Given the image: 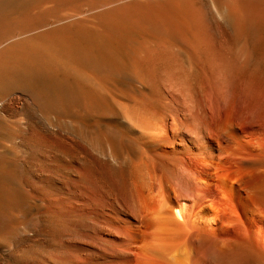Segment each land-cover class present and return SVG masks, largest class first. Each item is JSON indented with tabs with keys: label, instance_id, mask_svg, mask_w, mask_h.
Here are the masks:
<instances>
[{
	"label": "bare ground",
	"instance_id": "bare-ground-1",
	"mask_svg": "<svg viewBox=\"0 0 264 264\" xmlns=\"http://www.w3.org/2000/svg\"><path fill=\"white\" fill-rule=\"evenodd\" d=\"M0 120L5 258L264 264V0H0Z\"/></svg>",
	"mask_w": 264,
	"mask_h": 264
},
{
	"label": "rangeland",
	"instance_id": "rangeland-1",
	"mask_svg": "<svg viewBox=\"0 0 264 264\" xmlns=\"http://www.w3.org/2000/svg\"><path fill=\"white\" fill-rule=\"evenodd\" d=\"M206 1V0H204ZM207 20L208 22L214 27L217 28L218 21L216 20V17L213 16L212 13H207ZM28 100V99H27ZM25 100L22 104L21 112L26 117V120L28 121V133L32 135L31 139H27L26 144L28 146V150L30 151L28 161H26V165L31 170V168L39 165H43L44 162L40 154H45L49 151L53 150V146L50 144V140L56 139L57 137H67L65 132H62L58 128H54L51 125L45 124L42 117L38 112H36L34 109L31 108L29 104V100ZM14 100H9V103L7 102L6 106L3 108L2 115H5V119H11L13 115L15 114L16 105ZM13 106V107H12ZM14 108V109H13ZM0 153L3 152L5 148V144L7 142L5 137V131L7 130L6 126L7 124L2 123V120H0ZM51 126V127H50ZM62 128L66 129V126H62ZM68 129V128H67ZM53 131V132H52ZM53 137V138H52ZM6 141V142H5ZM44 144V145H43ZM39 145V146H38ZM52 146V147H51ZM48 150V151H47ZM36 151V152H35ZM110 170L113 174H117L118 170L111 166V164H108ZM125 171H128V167H125ZM41 227L46 230V228L51 227L50 224H48L46 221L41 222ZM35 241V242H34ZM37 241V242H36ZM23 242V243H22ZM22 244H27L29 247L27 250V254L31 253L30 255L35 256H41L42 253H44V248L41 246L40 242L38 240H24L22 241ZM27 242V243H26ZM26 256V254H25ZM24 256V257H25ZM5 258V256L0 255V264H25V258ZM18 260V261H17ZM21 260V261H20ZM22 260H24L22 262Z\"/></svg>",
	"mask_w": 264,
	"mask_h": 264
}]
</instances>
